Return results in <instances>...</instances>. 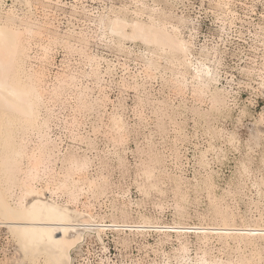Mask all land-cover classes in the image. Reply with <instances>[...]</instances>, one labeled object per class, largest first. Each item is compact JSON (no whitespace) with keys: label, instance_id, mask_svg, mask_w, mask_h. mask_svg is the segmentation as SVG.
I'll return each instance as SVG.
<instances>
[{"label":"bare ground","instance_id":"obj_1","mask_svg":"<svg viewBox=\"0 0 264 264\" xmlns=\"http://www.w3.org/2000/svg\"><path fill=\"white\" fill-rule=\"evenodd\" d=\"M7 1L0 0V232L7 230L14 242L13 256L7 259L10 264H74L76 259L84 256V247L88 246L90 250L93 243L101 246L105 254L99 264H133L111 259L107 243L110 235L118 247L128 250L138 245L145 250L152 249L160 257V260L155 259L151 263L140 258L137 264H264L262 214L259 213L260 219L255 214L247 218L239 213L240 209L230 208L225 194V197L215 194L212 173H207L203 180L196 182V187L197 190L202 189L200 193L207 191L215 221L200 226H187L181 221L169 226L143 212L140 207L144 200L133 201L130 192L118 193L117 198L110 201L112 191L109 176L100 172L90 173L94 162L87 151L94 147L89 136H77L80 142L87 144L83 154L78 152L81 148L78 150L72 147L62 152L57 138L52 136L56 119L52 103L65 98L66 88L75 92L77 103L81 101L80 104L87 107H100L104 98H97L93 107L88 100V87H84L78 76L67 72L59 73L51 86L47 69L52 64L50 48L43 46L42 54H32L33 41L44 36L42 29L29 22L25 14L20 16L15 8L17 4L29 7L30 0H11L12 6L9 9L5 7ZM130 1L113 12L114 19H110L106 29L122 41L141 40L146 44L147 71L156 64L161 67L159 59L165 60L167 68H164L170 69L179 94L183 95L192 88L194 96L210 102L212 111L219 113L231 109L229 94L218 89L220 75L208 63L216 58L217 49L212 47L205 60L198 59L193 53V36L188 41L184 35L192 19L185 15H174V11L164 7L150 8L144 0ZM162 2L175 8L184 0ZM218 6L222 11L231 9L224 1L218 2ZM99 23L104 24V19L100 18ZM194 25L192 22L191 31L196 30ZM80 36V41H83L84 33H80ZM99 37L102 39L104 34ZM46 38L50 42L60 40L55 33H49ZM62 41L65 46L69 45L68 40ZM119 45L122 48L123 42ZM33 59L41 62L37 69L31 64ZM101 61L97 55L88 58L91 68L88 78L95 79L96 84L101 82ZM111 70L109 65L106 74L110 75ZM260 87L264 95V78ZM133 88L139 90L143 86L135 82ZM159 104L167 107L166 102ZM111 121L113 128L110 129L115 133L112 134L114 150L109 151L108 155L113 156L120 167H124L127 151H118L117 146L132 131L126 128L123 115L118 112L112 115ZM262 126L254 128L252 139L246 143L251 149L253 145L260 146L264 131L260 129ZM206 132L210 133L212 139L224 138L229 145H237L239 142L236 132H224L218 128H208ZM150 138H153L152 132ZM213 149L210 147L201 152L200 164L205 168L210 166L208 154ZM218 153L217 157L222 152ZM146 154L155 168L147 167L143 169L144 174H137L139 191L145 198L153 192L164 196L166 190L162 186L165 182L156 169L160 162L159 153L153 146H149ZM242 168L244 175L250 178L248 168ZM263 179L253 182L257 199L250 198V212L253 209L257 213L261 212L259 204L264 198ZM171 180L176 187L175 196H178L175 213L185 218L188 215L184 211L189 191H185L183 185L188 183L187 178L181 175L175 176L174 180L171 177ZM202 185L204 188H201ZM227 194L229 196L231 192ZM103 198L110 201L104 213L99 212L94 204ZM158 209L160 218L165 209L161 205ZM238 219L241 224H238ZM151 234L157 237L155 243L150 241ZM168 245L172 246L169 253L166 251ZM226 250V253H222ZM216 251L219 253L216 254Z\"/></svg>","mask_w":264,"mask_h":264},{"label":"rangeland","instance_id":"obj_2","mask_svg":"<svg viewBox=\"0 0 264 264\" xmlns=\"http://www.w3.org/2000/svg\"><path fill=\"white\" fill-rule=\"evenodd\" d=\"M220 1L227 2L230 11L223 9V12L218 6ZM144 2L150 8L164 7L174 11V15H185L192 19L196 30L191 31V22L184 35L188 41L193 36V53L196 58L205 60L212 47L217 49L216 58L208 63L219 73L221 81L218 89L229 94L231 109H225L220 114L216 110L212 111L210 102L194 96L192 88L183 95L179 94L170 69L164 68H167L165 60L159 59L161 67L156 64L147 71L146 44L141 40L122 41L106 29L110 19H114L113 12L131 3L130 0H30L29 7L17 4L15 8L20 16L25 14L29 22L42 29L44 36L33 41L32 54H42L43 46L50 48L52 64L47 66L49 84L52 86L55 83L59 73L67 72L78 76L84 87H88V100L93 107L97 98H104L100 107H87L80 104L81 101L77 103L75 92L66 88L65 98L52 103L56 116L52 136L57 138L63 153L72 147L78 150L81 148L78 151L81 154L87 150V144L80 142L77 136H89L94 147L87 151L94 162L90 173L100 172L109 176L112 191L110 201L116 199L118 193L130 192L133 201L144 200L141 204L143 207H140L143 212L169 226L181 221L187 226L207 225L215 221L207 191L204 190L207 194L200 193L202 189L197 190L196 187V182L203 180L209 172L213 176L215 194L218 197L225 194L230 208L240 209L239 213L247 218L255 214L260 219L262 214L264 222V198L259 204L261 212L249 210L250 198L257 199L253 182L264 178V131L259 147L253 145L251 149L246 144L252 139V131L257 125L258 128L263 125L260 129L264 130V95L260 91L264 78V0H184L175 8L166 6L162 0ZM11 6L12 1L8 0L5 7L9 9ZM231 11L233 14H229ZM100 18L104 19L102 25L99 23ZM49 33L57 34L60 40L50 42L46 38ZM80 33L85 35L83 41H80ZM102 34L104 37L100 39L99 35ZM63 39L68 40V46L64 45ZM121 42L122 48L119 45ZM93 55L102 59L100 84L88 78L91 72L88 58ZM31 64L36 69L41 66V62L36 59ZM109 65L112 73L107 75ZM135 82H139L145 89L135 90ZM162 101L166 102L167 107L159 104ZM160 108L166 111L162 112ZM117 112L123 115L126 128L132 131L124 144L117 146L118 151H127L124 167H120L114 157L108 155L109 151L114 150L115 133L110 128H113L111 117ZM208 128L236 132L239 142L237 145H229L224 138L213 140L210 133L206 132ZM151 132L153 138H150ZM149 146H153L159 153L160 162L156 169L165 182L162 186L166 190L164 196L153 192L145 198L136 183V176L144 174L143 169L155 168L146 154ZM210 147L215 149L208 154L210 166L205 168L200 164V155ZM220 151L222 153L217 157ZM243 166L248 168L250 178L244 175ZM181 175L187 178L188 183L183 188L189 191L184 211L188 215L185 218L175 213L178 196H175L176 187L171 180V177L174 180L175 176ZM224 190L231 192V196ZM110 201L103 198L94 204L99 212L104 213ZM159 205L165 209L160 218ZM237 222L241 224L240 219ZM9 236L7 230L0 232V264H10L7 259L14 253V242ZM155 239L156 235L151 234V243H155ZM107 243L108 255L115 261L137 264L140 258L147 263L160 260L152 249L145 250L138 245L128 250L118 247L112 235ZM100 247L93 243L89 250L85 246L84 256L76 259L74 264H99L100 258L105 256ZM171 249L172 246L168 245L166 251L169 253ZM192 253H195V247Z\"/></svg>","mask_w":264,"mask_h":264}]
</instances>
